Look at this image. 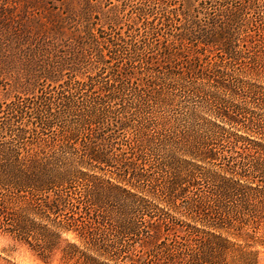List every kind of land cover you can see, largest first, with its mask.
<instances>
[{
    "label": "trees",
    "instance_id": "1",
    "mask_svg": "<svg viewBox=\"0 0 264 264\" xmlns=\"http://www.w3.org/2000/svg\"><path fill=\"white\" fill-rule=\"evenodd\" d=\"M117 1L24 0L60 30L13 40L47 58L0 100V232L46 263L259 264L264 0Z\"/></svg>",
    "mask_w": 264,
    "mask_h": 264
},
{
    "label": "rangeland",
    "instance_id": "2",
    "mask_svg": "<svg viewBox=\"0 0 264 264\" xmlns=\"http://www.w3.org/2000/svg\"><path fill=\"white\" fill-rule=\"evenodd\" d=\"M18 1V2H17ZM8 0L4 5V10L0 11V52L5 57H11L16 63L14 66L8 67L6 70L0 69V100H11L18 95H22L25 92V86L18 85L15 80V74L18 72L15 66L20 62L29 63L31 60L42 62L47 58L46 46L43 45V49L40 54L38 52L33 53L28 43H15L13 40L15 36L26 32L35 34L38 30H60L51 28V25L42 17L40 10H36L34 16L26 14L24 11V4L27 0ZM30 1V0H29ZM33 4L37 5V2H44L47 5H60L63 0H31ZM35 1V2H34ZM94 4H98L102 9L108 8L118 4L117 0H91ZM112 2V3H110ZM50 3V4H49ZM120 4V3H119ZM127 10V9H126ZM66 30L65 34L70 33L71 30ZM121 30H126L125 27ZM56 50L68 48L63 45L62 42L55 43ZM21 48V49H20ZM52 57V55H50ZM50 57V58H51ZM4 74V75H1ZM66 76V74L64 75ZM22 77V81L24 82ZM17 85V86H16ZM0 264H57L56 261L52 263H46L40 259L27 245L17 242L12 239L11 236L0 232ZM264 264V248L261 249L260 263Z\"/></svg>",
    "mask_w": 264,
    "mask_h": 264
}]
</instances>
